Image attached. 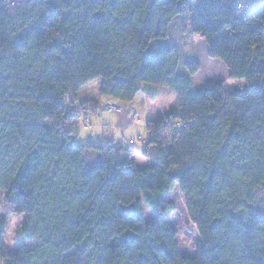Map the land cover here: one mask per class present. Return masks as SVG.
Here are the masks:
<instances>
[{
  "label": "trees",
  "instance_id": "obj_1",
  "mask_svg": "<svg viewBox=\"0 0 264 264\" xmlns=\"http://www.w3.org/2000/svg\"><path fill=\"white\" fill-rule=\"evenodd\" d=\"M238 3L0 0V195L34 242L7 250L0 217V264H264V0L249 14ZM183 13L241 88L192 91L198 61L180 73L176 48L145 54ZM96 79L97 98H79ZM152 86L179 102L146 121L139 151L72 143L70 126L98 115L99 96L130 104ZM167 178L198 232L193 258L166 221Z\"/></svg>",
  "mask_w": 264,
  "mask_h": 264
},
{
  "label": "rangeland",
  "instance_id": "obj_2",
  "mask_svg": "<svg viewBox=\"0 0 264 264\" xmlns=\"http://www.w3.org/2000/svg\"><path fill=\"white\" fill-rule=\"evenodd\" d=\"M238 1L242 3L244 11L248 14L256 11L261 5V0ZM193 17L194 14L191 13L175 16L169 24L167 37L150 41L145 54L151 57L162 51V49L176 48L180 55V73L183 72V64L198 61L200 70L192 76L190 85L192 91L217 84H221L227 93L241 88L245 81L242 79H229L226 65L219 58H210L207 54V43L191 32V19ZM100 83V79L89 82L78 92L79 98H89L90 100L97 98ZM153 90L152 96L141 90L131 101L132 104H122L115 102L110 97L99 96L98 115L96 117L90 116L87 121H80L70 126L74 133H77L72 143L74 145L93 143L98 147L111 143L122 147L128 146L126 140L133 139L134 143L129 147L135 146V149L139 151L141 145L148 139L145 127L146 121L163 115L179 102L177 95L164 86H156ZM109 106L111 109H109ZM114 107L120 108V111ZM150 113L153 115H150ZM138 137L142 140H138ZM95 159L93 157V160ZM132 161L137 168L144 167L148 162L145 157H142L136 151L133 152ZM166 183L169 185L170 190L168 194L162 196V199L173 205L166 221L177 234L176 242L180 254L193 258L199 245V236L193 222H190L188 217L185 194L180 189L177 181L167 178ZM5 204L4 197L0 195V217L3 216L7 220L4 234L6 249L15 252L19 248L32 247L34 242L22 240L17 235V227L23 218L12 216ZM142 213L146 220L153 216L148 207H143Z\"/></svg>",
  "mask_w": 264,
  "mask_h": 264
},
{
  "label": "built area",
  "instance_id": "obj_3",
  "mask_svg": "<svg viewBox=\"0 0 264 264\" xmlns=\"http://www.w3.org/2000/svg\"><path fill=\"white\" fill-rule=\"evenodd\" d=\"M242 7H243L242 4L238 3L237 8L242 9ZM114 108H116L118 111H120V108H117V107H114ZM109 109H111L110 106H109ZM138 140H142V139L140 137H138ZM126 143L128 146L133 145L134 140L133 139L132 140H126Z\"/></svg>",
  "mask_w": 264,
  "mask_h": 264
},
{
  "label": "crops",
  "instance_id": "obj_4",
  "mask_svg": "<svg viewBox=\"0 0 264 264\" xmlns=\"http://www.w3.org/2000/svg\"><path fill=\"white\" fill-rule=\"evenodd\" d=\"M153 89H155L154 86H152L151 88H146V90H148L149 93H151V92L153 93V91H154ZM144 92H145V91H144ZM145 93H147V92H145ZM150 95H151V94H150ZM131 104H132V102H131ZM150 115H153V114L150 113ZM149 117H150V116H149ZM132 166H133V167L135 166L133 161H132Z\"/></svg>",
  "mask_w": 264,
  "mask_h": 264
}]
</instances>
